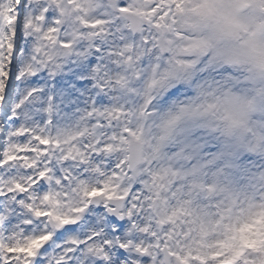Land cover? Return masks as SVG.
I'll use <instances>...</instances> for the list:
<instances>
[{
  "label": "snow or ice",
  "instance_id": "1",
  "mask_svg": "<svg viewBox=\"0 0 264 264\" xmlns=\"http://www.w3.org/2000/svg\"><path fill=\"white\" fill-rule=\"evenodd\" d=\"M181 3L0 0V264L226 258L197 225L221 190L264 196V95L230 134L226 97L248 74L211 41L176 49ZM232 264H264V248Z\"/></svg>",
  "mask_w": 264,
  "mask_h": 264
},
{
  "label": "rangeland",
  "instance_id": "2",
  "mask_svg": "<svg viewBox=\"0 0 264 264\" xmlns=\"http://www.w3.org/2000/svg\"><path fill=\"white\" fill-rule=\"evenodd\" d=\"M224 3L228 4V2ZM252 10H246L239 16L230 15V13H228L231 24L228 21V16H225L228 21V26L223 27V32L226 34L230 32L235 38L244 37L246 40L242 46L244 47L245 44L249 42L247 47L250 49L253 47L252 42L264 43V37L262 36L264 27L260 29L259 33L255 32L256 24L264 22V13L259 6L252 7ZM254 15L255 18H253ZM236 27L243 31L241 35H238ZM251 63V69H246L250 92L256 87L262 85L264 80V74L259 69L257 63L255 61H252ZM249 93L228 94L226 97V102L235 111L238 117L234 124V129H242L244 122L259 111V108L252 107V103L248 98ZM210 190L211 194H213L215 185H213ZM211 194L209 193V195ZM216 194L223 195L224 199L220 201L222 205L223 202L229 200L240 211V215L235 219V227L238 229V234H234L233 232H230L228 235H224L222 232H219L220 234H215L212 231L213 227L219 224L218 221L214 220L215 217L225 218L227 216L228 210L225 207H222L219 209V216L208 215L213 216L211 221L206 222L204 218H201L200 223L197 225V236L201 234L206 236L215 246L218 245L219 251L232 247L238 239L251 241L252 248H264V245L260 244L264 242V196H260L258 199V190L247 187L221 190V192ZM241 203H243L242 209L243 206L245 208L244 211L241 209ZM202 215L206 216L204 211L202 212Z\"/></svg>",
  "mask_w": 264,
  "mask_h": 264
}]
</instances>
